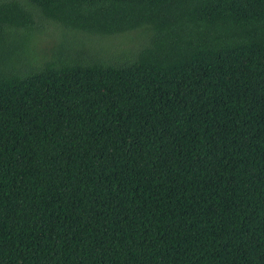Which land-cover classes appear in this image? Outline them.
Instances as JSON below:
<instances>
[{"label":"trees","instance_id":"trees-1","mask_svg":"<svg viewBox=\"0 0 264 264\" xmlns=\"http://www.w3.org/2000/svg\"><path fill=\"white\" fill-rule=\"evenodd\" d=\"M0 264H264V0H0Z\"/></svg>","mask_w":264,"mask_h":264}]
</instances>
